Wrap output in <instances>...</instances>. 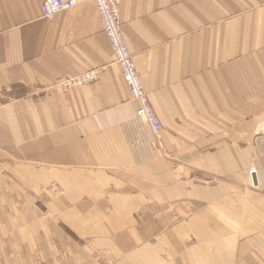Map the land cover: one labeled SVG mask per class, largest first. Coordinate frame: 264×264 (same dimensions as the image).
Wrapping results in <instances>:
<instances>
[{"label": "crops", "instance_id": "1", "mask_svg": "<svg viewBox=\"0 0 264 264\" xmlns=\"http://www.w3.org/2000/svg\"><path fill=\"white\" fill-rule=\"evenodd\" d=\"M41 1L0 0V264H264V0H119L159 145L93 0Z\"/></svg>", "mask_w": 264, "mask_h": 264}, {"label": "built area", "instance_id": "2", "mask_svg": "<svg viewBox=\"0 0 264 264\" xmlns=\"http://www.w3.org/2000/svg\"><path fill=\"white\" fill-rule=\"evenodd\" d=\"M94 2L103 25V32L109 40L115 62L119 66L124 81L128 86L130 96L141 102L139 114L145 115L146 119L153 125L155 132L160 131L161 124L155 112L150 109L151 105L146 94H144V86L141 83L135 63L130 54L127 39L122 29L119 0H94ZM76 5L77 0H42V17L49 21L53 20L58 13L70 10ZM96 79L97 71H91L78 77L67 78L63 81V84H65V86L82 85Z\"/></svg>", "mask_w": 264, "mask_h": 264}, {"label": "bare ground", "instance_id": "3", "mask_svg": "<svg viewBox=\"0 0 264 264\" xmlns=\"http://www.w3.org/2000/svg\"><path fill=\"white\" fill-rule=\"evenodd\" d=\"M93 2H94V0H93ZM94 4H95V2H94ZM95 7H96V5H95ZM96 9H97V7H96ZM97 12H98V10H97ZM98 15H99V13H98ZM99 17H100V16H99ZM100 20H101V19H100ZM101 24H102V22H101ZM102 27H103V25H102ZM130 54H131L132 59H133V61H134V58H133V55H132L131 51H130ZM134 63H135V61H134ZM116 64H117V63H116ZM135 66H136V63H135ZM119 69H120V68H119ZM136 69H137V66H136ZM137 71H138V69H137ZM138 74H139V77H140V80H141V76H140L139 71H138ZM122 77H123V76H122ZM123 79H124V78H123ZM125 83H126V82H125ZM141 83L143 84L142 80H141ZM64 85H65V84H64ZM126 85H127V84H126ZM143 86H144V85H143ZM144 89H145V88H144ZM129 93H130V92H129ZM144 94H146L147 99H148V101H149V103H150V105H151V106H150V109L153 110V111L155 112V115H156L157 119L159 120V122H160V124H161V121H160V119H159V116H158L157 112L155 111V109H154V107H153V105H152L151 100L149 99V95H148V93L146 92V90H145ZM130 97H131V96H130ZM131 98H132V97H131ZM132 99L138 102V108H137V110H136V115H137V117H138L139 119H141L142 121H144L145 123H147V124L150 126L152 132L158 136V134L160 133L161 130L158 131V132H155V130L153 129V125L151 124V122H150L149 120L146 119L145 115H140V114H139V109L141 108V107H140V106H141V102H140V100H138V99H136V98H132ZM161 129H162V124H161ZM253 174H254V178H255V180H256L255 173H253Z\"/></svg>", "mask_w": 264, "mask_h": 264}, {"label": "rangeland", "instance_id": "4", "mask_svg": "<svg viewBox=\"0 0 264 264\" xmlns=\"http://www.w3.org/2000/svg\"><path fill=\"white\" fill-rule=\"evenodd\" d=\"M89 72H91V71H89ZM88 73V72H87ZM97 78H98V71H97ZM95 81V80H94ZM91 82H93V81H91ZM75 86H79V85H71V86H65V87H75ZM156 111V110H155ZM153 137H154V142L156 143V145L158 144L159 145V141H160V139H159V136H157L156 134H154L153 133Z\"/></svg>", "mask_w": 264, "mask_h": 264}]
</instances>
